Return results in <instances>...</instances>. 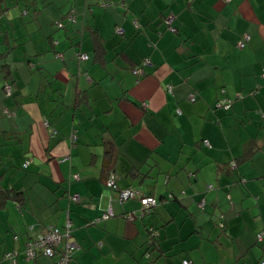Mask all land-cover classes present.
Returning <instances> with one entry per match:
<instances>
[{"label": "crops", "instance_id": "0c3cea01", "mask_svg": "<svg viewBox=\"0 0 264 264\" xmlns=\"http://www.w3.org/2000/svg\"><path fill=\"white\" fill-rule=\"evenodd\" d=\"M4 50L0 264L67 221L72 264L264 258V0H0Z\"/></svg>", "mask_w": 264, "mask_h": 264}, {"label": "built area", "instance_id": "2783aa9c", "mask_svg": "<svg viewBox=\"0 0 264 264\" xmlns=\"http://www.w3.org/2000/svg\"><path fill=\"white\" fill-rule=\"evenodd\" d=\"M107 4H109L108 1H103V5H107ZM58 25L61 26V23H58ZM247 38H248V36L244 34L242 39L238 40L237 45L240 47L243 46L245 41L247 40ZM87 56L88 55L86 53H81L79 55V57L82 59L87 58ZM147 62H149V60L145 58L142 61V64L147 63ZM140 65H138L136 68L133 69V72L135 74L142 72ZM261 72L264 75V66H262ZM4 90L7 94H10V91H11L10 85L5 83L4 84ZM189 99L194 100L195 95L193 93H190ZM227 103H228L227 99H219L217 104L218 105H224L225 107H227L228 106ZM72 137L74 138L75 135L73 134ZM203 142L205 144H207L206 139H204ZM28 162H29V159L26 160L24 165H26ZM232 164H234V162H232ZM77 177H78V175L76 173H74L73 178H77ZM106 185L117 191L120 200H125L127 198H133V197L139 198V200L143 206V210L147 209L149 206L156 204V199L153 196L145 195L137 188H134L131 186H128L125 188L118 187L115 179L112 176H109L106 179ZM70 199L72 201L77 202L80 199V195L78 193H74V194L70 195ZM110 214H111V211L107 210L102 214V216L100 218H102V219L107 218ZM126 217L129 219H132L133 218L132 212H128L126 214ZM69 224H70L69 221H67L65 223L64 231H61L57 227L49 226L45 229L44 232L37 235L34 240L27 242L25 249L23 250V255H24L25 259L34 258L38 252L43 253V254L48 255V256L55 255L57 253L55 251V247L59 244V241L61 240L62 232L63 233L69 232ZM219 224L221 226L223 225L221 220H219ZM14 237H16V235H14ZM255 239L258 242L264 240V230L258 231L255 235ZM72 247H73V242H70V241L65 242L64 249H62L60 252H58V254H59L58 258H57L58 264H72L71 263V254H70V250L72 249ZM16 254H17V250L7 251L4 254V257L6 259H8L9 264H15L16 263ZM182 263L183 264H189V261L187 259H183ZM259 264H264V258L259 261Z\"/></svg>", "mask_w": 264, "mask_h": 264}, {"label": "trees", "instance_id": "16d2710c", "mask_svg": "<svg viewBox=\"0 0 264 264\" xmlns=\"http://www.w3.org/2000/svg\"><path fill=\"white\" fill-rule=\"evenodd\" d=\"M61 25H62V23H61ZM4 54H6V52H5V50L3 51V52H0V56H2V55H4ZM3 74H4V78H5V80H3V89H4V84L5 83H7V84H9L10 85V89H11V84H10V81H11V73H10V71H9V69H5L4 70V72H3ZM5 91V90H4ZM6 93V92H5ZM10 94H11V92H10ZM10 94H7L6 93V95H10ZM105 164V166H104V168L106 169L107 168V164L106 163H104ZM109 174V173H108ZM109 177V176H108ZM107 177V175H106V179L108 178ZM105 179V180H106ZM119 187V186H118ZM18 194V192L16 191V192H14V190H12V189H1L0 188V203H3V201L7 198V197H15L16 195ZM149 207H151V206H149ZM149 207L147 208V209H145V211H148L149 210ZM35 239V238H34ZM34 239H32V240H34ZM32 240H30V241H32ZM27 242H29V240L28 241H26V243ZM151 244H153V242H151ZM59 245V244H58ZM58 245L55 247V251L58 253V252H60L62 249H58L59 247H58ZM17 253H18V251H17ZM54 256V255H53ZM263 259V258H262ZM260 261V260H259ZM72 263V262H71ZM16 264V263H15Z\"/></svg>", "mask_w": 264, "mask_h": 264}]
</instances>
